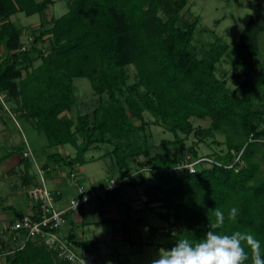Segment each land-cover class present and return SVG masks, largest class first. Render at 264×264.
I'll use <instances>...</instances> for the list:
<instances>
[{"label": "trees", "instance_id": "obj_1", "mask_svg": "<svg viewBox=\"0 0 264 264\" xmlns=\"http://www.w3.org/2000/svg\"><path fill=\"white\" fill-rule=\"evenodd\" d=\"M55 2L0 0V50H5L0 52V92L46 137L44 148L68 144L76 148L72 157L53 151L48 158L82 165L90 149L111 144L108 154L119 177L137 173L121 187L136 184L148 169L155 181L148 200L164 199L162 207L167 208L158 212L167 222L165 241L153 242L158 248H171L178 238L202 239L217 207L226 214L232 207L239 211L235 222L226 219L218 231L251 232L264 246V174L257 159L258 153L264 157V143H247L252 133L264 138V107L255 106V85L248 77L234 73L232 78L239 82L232 88L227 77L217 75V64L229 45L217 38L204 57L195 53L192 42L199 18L179 25L187 0H68L66 13L48 18L47 10ZM19 12L40 15L29 41L22 40L25 27L10 19ZM260 32H264V0H257L232 50L237 67L258 54ZM130 65L136 70L131 84ZM77 77L91 80L100 103L92 114L73 118L67 112L77 102ZM145 112L175 136L163 139L162 150L155 154L144 133ZM193 119L210 120V126L195 127ZM226 131L231 132L226 150L209 155L223 165L204 164L195 173L175 168L187 155H199L193 144L187 147V137L193 135L198 142ZM241 149L243 163L227 167L234 161L233 151ZM32 152L33 156L25 157L24 152L23 156L32 158ZM43 169L46 174L48 168ZM23 215L16 211V219ZM69 238L79 248L96 251L94 240ZM6 246L0 239V251ZM7 257L9 264H68L40 240H28Z\"/></svg>", "mask_w": 264, "mask_h": 264}, {"label": "rangeland", "instance_id": "obj_2", "mask_svg": "<svg viewBox=\"0 0 264 264\" xmlns=\"http://www.w3.org/2000/svg\"><path fill=\"white\" fill-rule=\"evenodd\" d=\"M55 1V4L51 5L47 10L48 18L59 17L68 11V0ZM256 6L257 0H239V2L235 0H187V6L181 13L182 17L179 19V25L183 26L184 21L188 19L192 20L196 17L199 18V23L197 24L192 42L194 51L199 57H204L207 54L206 52L209 49V44L214 42L217 38H221L224 43L228 44V53L217 64V75L220 77H227L229 86L232 88L239 82L232 78L234 73H240L241 78L248 77L255 85V106L257 108H262L264 107V32H260L258 35V54L249 58L245 65L237 67L234 63L235 57L232 52ZM14 17H16L14 19L18 25L27 26L26 31H29L28 35L30 37L31 30L37 28L40 24L39 14L27 16L25 13L19 12ZM28 35L26 36L27 41L30 39ZM127 72L129 76L128 82L130 84L135 82V67L133 65L128 66ZM74 85L76 87L77 102L67 114L73 118L85 113L92 114L94 108L100 103V96L96 94L93 89L91 80L88 77H77L74 78ZM0 96L3 97V100L0 98V119L5 120L7 135L13 136L16 141H20L23 139V134H26L30 141L33 142V146H37L38 151L42 150L43 146L41 144V139L35 134L33 127L31 126L32 128L30 127L29 131L24 129V127L26 128L23 119L25 116L22 115L21 111L17 110V105L9 100L6 93L0 92ZM104 98L105 97H103V99ZM144 116L146 121H148L144 133L148 137L152 153L155 154L162 150L161 142L163 139L173 140L175 136L173 133L165 130L164 127L155 125L154 117L150 112H145ZM192 121L195 127L210 126V120L193 119ZM135 123L139 124L140 122L135 121ZM19 124L22 129L16 126ZM180 135L181 137H186L185 134L181 133ZM229 135H231V132L228 131L215 132L214 135L198 142V139L191 135L186 138V143L187 147L193 144V147L199 155H214L218 152L223 153L226 150V141ZM232 136L236 138V135L233 134ZM43 139L45 140V138ZM3 147L5 148L4 144ZM62 147L65 150L62 153L68 151L72 153V155H75L76 148L73 145L68 144ZM110 149H112L111 144L90 149L85 154L86 160H90L87 165H84L85 172H81L80 168L76 167L74 170H76L78 174H84L87 178L91 174L93 178L97 179L108 178L109 176H112L110 178H117L114 173V168L110 165L108 159H105L106 157L103 156ZM18 150H22V147L20 146ZM92 157L95 158L92 159ZM143 158L144 157L141 156V159ZM257 159L261 163V173L264 174V157H262L261 153L257 154ZM0 174H2L1 166ZM144 174L151 175L150 171H144ZM11 180L12 178L8 175L0 177V187L2 185L3 191L12 190ZM69 192L71 195L74 194L70 190ZM68 194L69 193L66 192V195ZM91 203L92 201L85 205L89 207ZM113 207L118 206L113 205ZM160 210L165 212L167 209L157 208L154 211H151V209H144L142 211L135 210L133 212L134 218H129L126 215V220L120 222L125 229L121 230L120 226H117L120 232L126 233V239L123 241L113 238L112 233L115 230L113 225L103 224V226H99V228L105 230L106 240L96 249L95 253L97 257L106 264H109V262L112 264L115 261L123 262L122 264H148L151 255L155 254L160 248L156 245L141 243V238L142 235L145 236L149 228L146 222H148L150 226L155 227V233L160 231L159 227L162 225L161 220L163 219L155 213ZM144 211L147 212L148 215L146 218L143 216ZM92 220L93 219L87 220V225L90 229L94 228ZM123 256L125 257L124 259H122Z\"/></svg>", "mask_w": 264, "mask_h": 264}, {"label": "crops", "instance_id": "obj_3", "mask_svg": "<svg viewBox=\"0 0 264 264\" xmlns=\"http://www.w3.org/2000/svg\"><path fill=\"white\" fill-rule=\"evenodd\" d=\"M15 15L16 14L12 15L10 18L13 22H15ZM23 27H25V30L22 40L25 41L29 31H26L27 26ZM0 52L4 54V47L1 48ZM23 119L26 124V128L24 127V129L29 131L30 127L32 126L35 134L41 139L43 148L42 150L38 151V147L33 146V142L30 141L26 134H23V139L20 141H16L13 136H8L7 130L5 129V120L0 119V166L2 168V174H0V177L8 175L12 178L11 191H3L2 185L0 187V227L4 224L14 221L16 219V211H20L21 213L25 214L29 213L33 209V204L28 198L25 189L30 184L39 182L41 180L39 174L40 168H48L45 174V179L49 186L58 188L62 191V195L57 199V206L59 207L68 205L69 200L76 195V186L72 178L69 176L71 171H74L78 181L87 187L103 183L112 177L109 176L108 178L105 177L97 179L93 178V175L91 174L87 178L84 174H78L76 170H74L76 167L80 168L81 172H85L84 165H87L90 160H87L86 163L82 165L76 164L74 166L66 165L63 162L54 163L48 158L47 154L49 152L57 151L63 156L67 157H72L74 155L68 151L62 153L65 151L62 146H57L56 148L50 150L48 148H44L47 143L46 137L44 135L40 136V133L35 129L31 120L26 117ZM16 126L19 128L21 127L20 124ZM43 138H45V140ZM3 144L5 148L3 147ZM26 145L34 151V157L25 158L23 156V152L25 151V148H27ZM20 146L22 147V150H18L20 149ZM103 156L106 157L105 159H108L110 165L114 168L115 176L118 177L120 172L117 166L114 164V159L111 154H108L107 152ZM94 158L95 157H92V159ZM153 183H155V181L151 175H146L143 172L142 175L136 180V184L121 187L119 190L110 192L102 197L97 198L98 200L94 199L90 205L88 204L89 207L83 205L81 208L71 211L68 214L65 225L60 229L59 234L65 237L73 235L76 241L94 240L96 241L97 249L106 240L105 230L99 228V226L107 224L114 226L115 230L112 235L115 240H125L126 233L120 232L117 226H120L121 230L125 229L123 224L120 222L126 220V215L129 218H134L133 212L135 210L142 211L144 209H151V211H154L157 208H164L162 207L165 202L164 199H160L158 201L148 200L150 199V196H148V193L150 192L149 187ZM69 190L74 194L71 195ZM66 192L69 194L66 195ZM113 205H117L118 207H113ZM158 212L159 211H156L155 213L158 214ZM143 213V216L146 218L148 216L147 212L144 211ZM90 219H93L92 223H94L92 224L94 225V228L91 229L87 225V220ZM161 222L162 225L159 227L160 231L158 233H155V227L150 226L148 222H146L147 226H149L147 229L148 233L146 232L145 236L142 235L141 243L156 245L157 243H162L165 241L167 222L165 220H161ZM0 239L7 243L6 247H17L19 244V242L12 241L11 236L6 233H2L0 235ZM153 242L156 244H153ZM2 251H0V264H9L8 257L3 255ZM124 258L125 257L123 256L122 259ZM115 263L117 262L115 261L112 264Z\"/></svg>", "mask_w": 264, "mask_h": 264}, {"label": "built area", "instance_id": "obj_4", "mask_svg": "<svg viewBox=\"0 0 264 264\" xmlns=\"http://www.w3.org/2000/svg\"><path fill=\"white\" fill-rule=\"evenodd\" d=\"M0 98L3 100L2 96ZM254 141L264 143V138H256L252 133L247 143ZM243 149L238 153L233 151L235 154L234 161L226 165L227 167H232L235 163H243L241 159ZM24 156H33L29 146L24 151ZM204 164L223 165V162L215 159L214 156L198 155L194 157L189 154L175 168L178 170L188 169L190 173H195L198 171L199 166ZM144 171L149 170L145 169ZM39 174L41 180L30 184L25 189L28 198L33 204V209L29 213H25L21 218L0 227L1 233L9 234L12 241L19 242L17 247L10 246L3 249L2 254L5 256L12 255L16 251L23 249L28 240L37 239L48 250L55 252L59 259L66 261L68 264H106L97 257L95 250L79 248L69 237L60 235V229L65 225L68 214L71 211L77 210L86 203L109 192L118 190L123 182H129L137 173L134 172L123 178L113 177L90 187L81 184L76 174L72 173L70 177L76 186V195L64 207L57 206V199L62 195V191L49 186L45 179V170L43 168L39 169ZM115 264H118V262Z\"/></svg>", "mask_w": 264, "mask_h": 264}, {"label": "clouds", "instance_id": "obj_5", "mask_svg": "<svg viewBox=\"0 0 264 264\" xmlns=\"http://www.w3.org/2000/svg\"><path fill=\"white\" fill-rule=\"evenodd\" d=\"M212 214L214 221L208 223L202 239L178 238L171 248L161 247L151 255L148 264H245L249 259L251 264H264V246L254 234L218 231L226 219L230 222L237 220L239 211L236 207L227 214L217 207Z\"/></svg>", "mask_w": 264, "mask_h": 264}]
</instances>
